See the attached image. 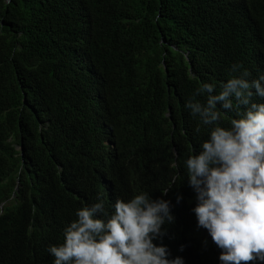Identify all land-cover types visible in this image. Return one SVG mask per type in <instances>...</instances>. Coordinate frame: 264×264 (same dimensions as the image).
Instances as JSON below:
<instances>
[{
  "label": "trees",
  "instance_id": "obj_1",
  "mask_svg": "<svg viewBox=\"0 0 264 264\" xmlns=\"http://www.w3.org/2000/svg\"><path fill=\"white\" fill-rule=\"evenodd\" d=\"M244 70L264 75V0H0V264H54L77 210L140 193L169 202L168 259L222 264L185 166L213 126L185 105Z\"/></svg>",
  "mask_w": 264,
  "mask_h": 264
},
{
  "label": "clouds",
  "instance_id": "obj_2",
  "mask_svg": "<svg viewBox=\"0 0 264 264\" xmlns=\"http://www.w3.org/2000/svg\"><path fill=\"white\" fill-rule=\"evenodd\" d=\"M241 67L233 65L230 72ZM249 75L244 70L232 76L218 94L205 83L197 92L208 93L206 104L190 100L185 105L204 125L213 126L200 153L190 155L185 166L198 194L193 209L198 227L207 229L222 249V264L264 262V103L252 99L264 100V75L251 81ZM217 105L236 110L238 118L230 119L229 128L219 126ZM76 215L64 230V242L48 249L54 264H183L153 243L162 225L173 220L168 201L140 193L127 202L117 199L111 215L102 201L82 206Z\"/></svg>",
  "mask_w": 264,
  "mask_h": 264
},
{
  "label": "water",
  "instance_id": "obj_3",
  "mask_svg": "<svg viewBox=\"0 0 264 264\" xmlns=\"http://www.w3.org/2000/svg\"><path fill=\"white\" fill-rule=\"evenodd\" d=\"M17 148L21 150V146H19V147H17ZM17 182H18V181H17Z\"/></svg>",
  "mask_w": 264,
  "mask_h": 264
}]
</instances>
